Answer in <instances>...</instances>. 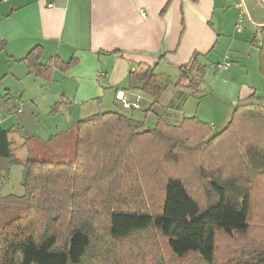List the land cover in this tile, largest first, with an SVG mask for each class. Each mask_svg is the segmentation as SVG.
<instances>
[{
    "label": "trees",
    "instance_id": "obj_1",
    "mask_svg": "<svg viewBox=\"0 0 264 264\" xmlns=\"http://www.w3.org/2000/svg\"><path fill=\"white\" fill-rule=\"evenodd\" d=\"M262 31L255 45L264 77ZM36 52L37 47L24 59L28 71L47 75L55 60L40 64ZM196 65L182 68L188 81L183 90L171 81L161 84L154 67L131 71L130 89L149 97L152 107L164 109L153 111L156 127L145 128L124 113L135 109H124L117 101L113 110L80 119L74 130L52 137V143H36L29 149L21 196L3 189L13 161L0 130L5 139L0 142V148L4 147L0 150V202L23 204L21 211L0 223V232L5 230L0 235L4 245H0V264H166L167 258L172 264H264V248L251 250L248 243L252 208L261 203L258 196L264 211V185L260 191L258 184L264 179V96L252 93L238 101L218 131L194 116L172 121L168 109L180 110L199 91L204 67ZM169 89L181 91L170 98ZM140 138L165 147L164 160L172 165L180 164L186 150L208 147L207 167L194 170V181L206 189L203 203L183 176L166 179L158 213H151L145 201L121 202L123 191L136 186L132 168L138 162L132 146ZM213 147L220 149L217 157ZM218 157L220 166L232 170L231 175L218 174ZM107 186L111 188L108 193ZM128 198L136 199L137 193ZM0 212L5 214L4 209ZM260 225L264 227V222ZM148 233L156 238L145 240L142 250L140 245L133 247L135 237L140 241ZM221 237L239 244L229 246L224 261L217 260ZM112 246L118 253L110 252ZM133 255L130 262L128 256Z\"/></svg>",
    "mask_w": 264,
    "mask_h": 264
},
{
    "label": "crops",
    "instance_id": "obj_2",
    "mask_svg": "<svg viewBox=\"0 0 264 264\" xmlns=\"http://www.w3.org/2000/svg\"><path fill=\"white\" fill-rule=\"evenodd\" d=\"M240 3L244 14L237 31ZM262 29L264 0H0V99L15 95L24 102L17 121L6 113L0 116L13 161L3 189L23 170L34 144L52 143V137L74 130L80 119L115 109L120 93L128 102L137 101L136 111L146 116L162 112L129 87V73L142 67H154L161 84L176 79L183 90L188 81L182 68L202 65L199 91L180 110L167 112L178 121L189 115L192 100L199 115L192 116L204 115L199 119L220 130L238 101L252 93L264 96L255 45ZM35 47L36 62L55 60L47 75L28 71L24 59ZM225 57L231 65L216 70ZM177 90L169 89L170 98ZM42 109L54 122L35 131ZM219 114L220 125L214 118ZM25 115L34 125L27 126Z\"/></svg>",
    "mask_w": 264,
    "mask_h": 264
},
{
    "label": "rangeland",
    "instance_id": "obj_3",
    "mask_svg": "<svg viewBox=\"0 0 264 264\" xmlns=\"http://www.w3.org/2000/svg\"><path fill=\"white\" fill-rule=\"evenodd\" d=\"M174 80V81H173ZM172 82L175 84V80L173 79ZM206 80V79H205ZM45 102H47L46 97H44ZM188 103L189 107V115H184L185 117H190L195 113V108ZM0 116L1 114H5V117H12L15 121L19 119L24 111V102L21 101L20 99H17L15 95L9 97L5 96L3 99H0ZM22 104V112L21 114H16L13 113L14 110L17 108V106ZM165 103V102H164ZM5 106V109L3 108ZM159 107V106H158ZM186 110L184 109L183 113ZM163 112V111H162ZM219 113H221L220 110H218ZM124 113L127 115H132L133 118L137 121L142 122L145 125V128L147 129H153L156 127V117L145 115V113L140 112V111H132V110H125ZM161 113V112H159ZM197 116V114H196ZM199 116V115H198ZM197 116V117H198ZM27 118V126H32L34 125V121L27 115H25ZM34 118V116H32ZM54 117V116H53ZM52 116L47 115L45 113V110L42 109L36 114V120L37 124L36 126L34 125V130H41L42 126H46L45 123H53L54 119ZM199 118H205L204 115L200 116ZM216 118V123H219L220 120L223 119V115L219 114L218 116H214ZM206 120V119H204ZM16 124V123H14ZM61 124H63L61 122ZM211 124V123H210ZM222 123H219V125ZM212 125V124H211ZM216 128L218 127L217 125L215 126ZM28 128V127H27ZM29 130V129H28ZM33 130V129H30ZM219 130V129H216ZM22 132L26 133V129L22 128ZM32 132V131H30ZM5 135V139L8 140V130H4L2 132ZM42 134L44 136V133L42 131ZM12 135H16L15 132L12 133ZM39 137V135H36ZM18 136L16 135V138ZM49 134L47 136L45 135V139H41L43 142L48 141ZM4 137H0V142L5 141ZM4 147L0 148L2 150ZM212 153L214 154L215 157H217V153H219L220 149H217L215 147L211 148ZM166 150L165 147L163 148L160 143L156 141H150L145 138H140L137 142L134 143L132 146V155L134 156L133 159L137 161V168H132L133 174L136 176V186L134 189H131L130 191H123L122 195L123 199H121V202H124L125 204L131 205L134 202H146L145 205H147L148 209L150 210L151 213H158L159 207L162 204L163 200V194H162V187L166 181L167 178L169 177H180L182 178L185 177L186 182L191 183V189L193 191V195L199 199L202 203L204 202L203 198H206V189L202 187V184H198L194 181V170L198 172V168L200 170L201 166L207 167V160L209 158L208 155V147L206 148L204 145H199L198 147L188 149L185 152H183L182 156V161L178 165H172L167 163L164 160V154ZM222 162L219 160V157L215 161V166L217 169L218 174H222L223 176H228L232 174V170H230L228 167H222L220 166ZM136 164V163H135ZM16 168V166H14ZM21 176H22V170L20 173H17L16 177H12L9 181V189L4 188V192L8 194H14L16 196H21L23 194V188L21 186ZM260 186V191H263L261 189V186L264 185V179H260L258 182ZM110 187L107 186V193L110 191ZM136 189V190H135ZM120 191V190H119ZM137 193V198L132 199L128 198L129 196H133ZM260 200V204H255L252 208L253 214L251 217V231L248 237V243L250 245L251 250H256V249H261L264 248V227H260V224H263L264 222V211L263 209V200L261 199L260 196H258ZM114 207L119 208V204L115 203L113 204ZM0 209H4L5 214L3 212H0V223H4L5 220L10 219L16 212L19 210L21 211L23 209V204L21 202H16L13 200H8L5 202H0ZM4 214V215H3ZM5 230L0 232L5 233ZM140 237H135L134 241V246L136 247L137 245H140L142 250V247L145 240L148 241H153L156 236H152L151 233H148L144 235V237H141V240L138 241L137 239ZM238 240L236 239H230L227 237H221L218 240V245H217V260L218 261H224L228 257H226V254L228 253V248L229 246H233L236 248V246H239ZM0 245H3V241L1 242ZM4 246V245H3ZM111 253L117 252L116 246H112ZM118 253V252H117ZM157 255L161 256V252H157ZM162 258H166V255L164 254L161 256ZM130 262L134 261V255L133 256H128ZM166 264H170V260L167 258ZM129 264V263H127ZM172 264V263H171Z\"/></svg>",
    "mask_w": 264,
    "mask_h": 264
},
{
    "label": "built area",
    "instance_id": "obj_4",
    "mask_svg": "<svg viewBox=\"0 0 264 264\" xmlns=\"http://www.w3.org/2000/svg\"><path fill=\"white\" fill-rule=\"evenodd\" d=\"M2 2H8L9 0H1ZM240 13H239V20H238V23H237V31L240 30L241 28V24H242V17H243V14H244V9H243V6L242 4H238L236 6ZM230 66V63L228 61V58L225 57L223 61H221L220 63L216 64L215 66V69L218 70V71H221V70H225L227 69L228 67ZM116 101L121 105L122 108L124 109H139V105H138V102H134V103H131V102H128L124 97L123 95L120 93V96L118 95L117 98H116ZM21 110H22V104H20L19 107H17L14 112L16 114H20L21 113Z\"/></svg>",
    "mask_w": 264,
    "mask_h": 264
},
{
    "label": "water",
    "instance_id": "obj_5",
    "mask_svg": "<svg viewBox=\"0 0 264 264\" xmlns=\"http://www.w3.org/2000/svg\"><path fill=\"white\" fill-rule=\"evenodd\" d=\"M26 175H27V171L26 170H22V179L25 180L26 178Z\"/></svg>",
    "mask_w": 264,
    "mask_h": 264
}]
</instances>
